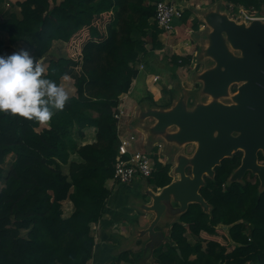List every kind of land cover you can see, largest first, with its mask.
Instances as JSON below:
<instances>
[{
    "label": "trees",
    "instance_id": "1",
    "mask_svg": "<svg viewBox=\"0 0 264 264\" xmlns=\"http://www.w3.org/2000/svg\"><path fill=\"white\" fill-rule=\"evenodd\" d=\"M5 1L0 0V10ZM159 1L25 0L17 4L20 14L11 13L1 27L11 44L23 42L41 58L54 41L67 43L69 57L48 59L44 75L59 85L69 75L77 73L79 79L78 95L55 112L49 128L39 130L35 120L0 113V264L92 260V224L105 213L113 193L106 183L120 157L115 119L120 99L131 91L141 57L164 48L163 30L155 22ZM226 2L248 10L264 6V0ZM189 19L185 11L180 24ZM4 47L0 39V54ZM191 60L174 54L171 61L183 67ZM171 94L161 107L149 99L154 107L170 109L176 92ZM87 128H95V142L83 144ZM242 157L235 153L215 168L213 178L205 177L200 193L210 211L191 204L172 224L169 241L154 251L156 264H264V189L253 174L251 180L230 181ZM155 158V172L147 181L157 190L173 181V165ZM259 160L264 164L263 153ZM65 201L73 204L69 217L63 216ZM221 225L229 226V238L220 234ZM138 257L124 251L107 264H131Z\"/></svg>",
    "mask_w": 264,
    "mask_h": 264
},
{
    "label": "water",
    "instance_id": "2",
    "mask_svg": "<svg viewBox=\"0 0 264 264\" xmlns=\"http://www.w3.org/2000/svg\"><path fill=\"white\" fill-rule=\"evenodd\" d=\"M204 19L210 28L205 56L214 64L198 78L203 94L213 100L190 107L188 97L176 92L170 109L149 104L147 109L136 111V120L140 111V122L148 118L156 120L149 130L151 133L147 132L150 143L163 136L178 145L194 143L197 149L192 158L178 157L170 174L173 178L170 185L152 190L144 180L150 202L140 203L138 207L155 217L139 232V237L147 240L142 256L134 264L153 260L154 251L169 241L172 224L191 204H200L205 212L210 211V205L200 193L205 177L213 178L215 168L235 153L241 151L244 155L230 181H242L251 171L264 189V165L258 159L259 152L264 154V21L238 22L219 11L209 12ZM236 84L238 93L232 96V103L220 101L229 96ZM172 127L177 132L167 133ZM188 167L192 168L191 175L186 172ZM178 253L181 255L180 250Z\"/></svg>",
    "mask_w": 264,
    "mask_h": 264
},
{
    "label": "rangeland",
    "instance_id": "3",
    "mask_svg": "<svg viewBox=\"0 0 264 264\" xmlns=\"http://www.w3.org/2000/svg\"><path fill=\"white\" fill-rule=\"evenodd\" d=\"M23 1L25 0H6L3 6L1 7L0 39L3 41L5 47L0 55H8L20 49H26L29 51L30 55L34 57V59L42 61L46 72L47 67L49 65L48 59L50 58L59 59V58L69 57V51H68L69 48L67 47V45H65V42L54 41L51 49L47 52V54L44 57L41 58L38 54L34 52L32 48H30L23 42L11 44L9 42L7 33L2 31L1 29V27L3 26L7 18H9L11 13H16L18 15L20 14V7L17 4ZM170 1H173L174 3L179 5L182 9H184V11H189L190 19L186 23L183 22L182 24H180L181 23L180 20L175 21L174 22L175 30L173 31V33L171 34L163 33L160 35V40L164 45L163 49L156 51L150 50L151 45L147 44L146 48L150 51H148V53L144 54L141 57L140 62H138L137 64V67L140 64H142L141 61H143L147 65L150 62H152L153 65L154 63L159 64V66H161V69L159 71L152 70L150 74L154 75L160 72L161 74H163L162 76H165V78H163L160 75L161 77L160 82L158 83L154 82L153 84V77H152L151 82L153 85H151V87L153 88V90L149 92L150 96H147V94H145L148 91L146 92V88L144 89V87H142L143 89H139V91H136V94H134V96L136 97V102H138L137 105L139 106L138 109L141 110L147 109L148 105L152 104V102H150V99L154 101L156 105L159 107L166 105L169 102V99H171L170 97L174 95L171 94V90H174L177 93L181 92L180 93L181 95H186V97H188V106L190 107L194 103L197 104V103L211 102L213 99L210 96L203 94L202 85H201L202 83L199 81L198 78V75L200 73H202L207 68L212 67L214 64L212 60L206 58L205 56V49L208 46L207 37L208 34L210 33V28L205 23L204 17L209 12L219 11L221 13L228 14L230 18L241 19L240 10L242 7H234L233 5H229L226 2V0H170ZM245 10L247 11L252 10L255 12L256 15L264 14V6L261 10H256V9H251V10L245 9ZM195 22L199 24L200 26L199 29L198 28L196 29L194 27L195 25H197L195 24ZM174 54H178L181 56L190 55L192 57V60L190 64L187 66L174 67L171 61L172 56ZM195 64H198L199 70L195 69ZM78 79L79 76L76 73V75H69L63 78L61 81V86L64 87V89L68 93L69 98L78 95L77 86H76ZM238 87H239L238 84L233 85L230 89L229 96L220 99V101L226 104H231L232 96L236 93L234 92V90L238 89ZM177 93L175 94V96L177 95ZM139 113L140 111H138L137 113L138 114L137 120L134 121L135 128L133 130V133L136 135L138 139V142L134 145V148L136 146V150L143 152L146 151V149L143 147L144 146L143 141L144 142L147 141L144 134H146L147 132L151 133V131L149 130L151 126H153L156 123V120H154L153 118H148L141 120L142 122L141 123L139 121ZM49 123L50 122H48V124ZM141 124H143L142 129L144 131L137 130V128H139ZM42 125L43 124H40L39 130H41ZM177 130L178 129L176 127H172L168 129L167 133L177 132ZM84 133L86 136L85 138L86 143H91V142L93 143V141L95 140V128H87L84 130ZM155 142H156V148H158V152L156 153V156H154L155 152L149 151V153L152 154V159L154 164L156 163L155 157H157L162 164L171 163L173 165V169L177 164V159L179 156H186L192 158V156L195 154V151L197 149V145L194 143H189L186 145H178L177 143H170L163 136L156 137ZM72 159H77V157L72 156ZM190 171L192 173V168L190 169ZM112 179L106 183L108 189L112 191L116 190L117 188L119 189L118 186L119 184H114ZM140 183L142 184L143 188H145V182H142V180H140ZM121 187L122 186H120V188ZM108 203L112 205L114 201H108ZM63 211H64L63 216L69 217L73 211V204L69 201H65L63 203ZM93 226L95 227V224H92V228ZM219 230L221 231L220 234H222L223 236L226 237L229 236V226L221 225L219 226ZM186 235L190 240H192V236L190 235L189 232H187ZM230 244L232 245L233 243L230 242ZM228 248L230 251L233 249V247H231L230 245L228 246ZM130 256L132 259H135V257H137V255H133V254L132 255L130 254ZM154 264H156V262H154Z\"/></svg>",
    "mask_w": 264,
    "mask_h": 264
},
{
    "label": "crops",
    "instance_id": "4",
    "mask_svg": "<svg viewBox=\"0 0 264 264\" xmlns=\"http://www.w3.org/2000/svg\"><path fill=\"white\" fill-rule=\"evenodd\" d=\"M65 45H67V43H65ZM141 63L144 65V69L139 72V75L134 81L129 95H124V97H126L125 108L128 115L121 123V135L134 134V121L136 120V111L139 108V106H137L138 102H136V97L134 96L136 91H139V89H143L142 87H144V89L146 88V92L148 91L145 94L150 96L149 92L153 90L151 85L154 84V82L153 84L151 82L152 77L156 75H163L160 72L154 75L150 74L152 70L159 71L161 69L159 64L153 62V65L152 62H150L147 65L143 61H141ZM162 77L165 78V76ZM44 128H49L48 122L41 126V129ZM137 130L143 131L142 126L140 125ZM144 136L147 140L145 142L143 141V147L146 149V152H154L156 148V142L153 144L150 143L147 133L144 134ZM93 142H95V140ZM83 144H87L86 139ZM142 182L145 181L142 180ZM118 186L119 189L117 188L114 190L109 199V201H114V203L112 205L109 203L107 204V208L102 219L97 224H95V227L93 226L95 246L93 257L89 264H107L108 261L119 256L121 252L124 251L129 252V256L130 254H139L138 258H140L143 254L144 244L147 238H140L139 232L147 228L152 219L155 217L153 213L143 212L138 207V204L140 203L144 205L150 202V197H148V195L145 193L147 187L145 186V188H143L139 180L130 185L120 184ZM120 186L122 187L120 188ZM149 188L155 190L152 186H149ZM161 228L162 227H160V229ZM166 234L169 235V231L166 232ZM154 262L155 260L153 257V260L149 261L147 264H154ZM121 264L127 263L121 262Z\"/></svg>",
    "mask_w": 264,
    "mask_h": 264
},
{
    "label": "clouds",
    "instance_id": "5",
    "mask_svg": "<svg viewBox=\"0 0 264 264\" xmlns=\"http://www.w3.org/2000/svg\"><path fill=\"white\" fill-rule=\"evenodd\" d=\"M44 72L42 61L26 49L0 55V113L45 124L62 111L68 93Z\"/></svg>",
    "mask_w": 264,
    "mask_h": 264
},
{
    "label": "built area",
    "instance_id": "6",
    "mask_svg": "<svg viewBox=\"0 0 264 264\" xmlns=\"http://www.w3.org/2000/svg\"><path fill=\"white\" fill-rule=\"evenodd\" d=\"M184 9L170 0H163L156 3L155 22L158 27L163 30L164 34H171L175 30L174 22L182 19ZM241 19H236L238 22L243 20L250 23L253 20L264 21V14L256 15L254 11H247L243 7L240 10ZM139 72L144 69V65L140 64ZM159 75L153 76V82H159ZM126 97L120 99L118 112L115 114V119L118 121L120 131L123 119L128 115L125 108ZM119 155L115 164V173L112 181L114 184L130 185L136 181L147 180L153 176L155 172V164L152 159V154L146 151H139L134 148L138 142L135 134H120Z\"/></svg>",
    "mask_w": 264,
    "mask_h": 264
},
{
    "label": "flooded vegetation",
    "instance_id": "7",
    "mask_svg": "<svg viewBox=\"0 0 264 264\" xmlns=\"http://www.w3.org/2000/svg\"><path fill=\"white\" fill-rule=\"evenodd\" d=\"M238 93V89H237V91H236V93L235 94H237ZM239 152H241V151H239ZM260 153H262V152H259L258 153V159H259V155H260ZM242 154H243V152H242ZM244 155V154H243ZM242 159H243V157H242ZM241 163H242V160H241ZM259 163H261V164H263L260 160H259ZM264 165V164H263ZM241 166V165H240ZM172 169H173V167H172ZM190 167H188V168H186V170L188 171H186L187 172V174H192L191 173V171H190ZM172 171V170H171ZM190 171V172H189ZM171 173V172H170ZM254 175V173H252L251 171H248L247 173H246V175L244 176V178L245 177H247V179H249V180H251V177ZM257 177V176H256ZM258 178V177H257Z\"/></svg>",
    "mask_w": 264,
    "mask_h": 264
}]
</instances>
